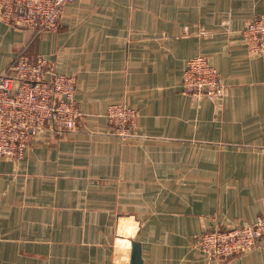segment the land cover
<instances>
[{"label":"crops","instance_id":"0c3cea01","mask_svg":"<svg viewBox=\"0 0 264 264\" xmlns=\"http://www.w3.org/2000/svg\"><path fill=\"white\" fill-rule=\"evenodd\" d=\"M264 0H74L55 31L0 19V73L16 54L76 76L75 130L36 129L22 159L0 156V264H264L256 248L226 262L197 245L216 227L264 214V51L242 29ZM203 54L221 91L183 90ZM137 112L132 135L106 113Z\"/></svg>","mask_w":264,"mask_h":264},{"label":"built area","instance_id":"2783aa9c","mask_svg":"<svg viewBox=\"0 0 264 264\" xmlns=\"http://www.w3.org/2000/svg\"><path fill=\"white\" fill-rule=\"evenodd\" d=\"M74 0H0V19L14 27L55 31L64 7ZM251 53L264 51V12L241 30ZM76 76L59 72L44 55L20 51L0 73V156L22 159L32 133L40 128L57 132L75 130L82 118L75 98ZM183 90L199 100L215 98L221 91L218 70L203 54L187 60ZM106 116L114 131L128 137L136 127L137 112L124 103L109 105ZM264 236V214L245 226L216 227L202 232L197 245L221 262L257 247Z\"/></svg>","mask_w":264,"mask_h":264},{"label":"water","instance_id":"95a60500","mask_svg":"<svg viewBox=\"0 0 264 264\" xmlns=\"http://www.w3.org/2000/svg\"><path fill=\"white\" fill-rule=\"evenodd\" d=\"M131 264H144L142 258L141 244L138 241L133 242Z\"/></svg>","mask_w":264,"mask_h":264}]
</instances>
